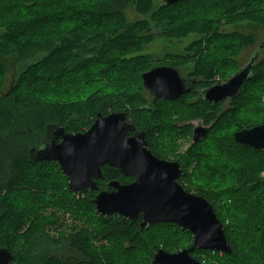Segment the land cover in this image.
Listing matches in <instances>:
<instances>
[{"label":"trees","instance_id":"obj_1","mask_svg":"<svg viewBox=\"0 0 264 264\" xmlns=\"http://www.w3.org/2000/svg\"><path fill=\"white\" fill-rule=\"evenodd\" d=\"M213 1L220 17L198 19L199 8ZM129 4L147 17L130 22L125 13ZM244 20L264 25V0H184L169 6L155 0H0V248L12 251V264H151L160 248L177 252L192 245V233L173 223L141 228V217L132 221L100 215L93 202L98 191L75 194L59 164L31 159L29 151L42 141L48 125L83 133L99 113L118 111H125L128 120L146 132L148 147L158 157L169 158L155 147L168 129L192 136L191 125L179 130L172 120L180 114L183 122L200 119L210 124L208 140L220 132L245 153V159L234 156L205 164L208 177L238 173L224 193L189 187L181 161L179 182L215 207L233 249L232 254L196 250L194 257L206 264H264V151L234 139L237 130L264 122V49L253 77L229 107L196 98L197 89L227 78H215L224 65L232 64L234 73L242 54L261 43L253 34L221 31L223 25ZM156 32L170 37L199 33L187 51L200 79L180 99L150 103L142 74L159 63L177 65L176 58L190 61L177 55L157 62L144 54ZM12 68L13 83L3 92ZM250 86L256 87V96L246 93ZM230 118L233 128L226 134ZM102 170L101 190L111 180H135L114 167ZM223 194L233 200L242 195L241 203L254 207L253 212L225 213L219 205L227 204Z\"/></svg>","mask_w":264,"mask_h":264},{"label":"water","instance_id":"obj_2","mask_svg":"<svg viewBox=\"0 0 264 264\" xmlns=\"http://www.w3.org/2000/svg\"><path fill=\"white\" fill-rule=\"evenodd\" d=\"M184 0H163L167 6ZM264 40L247 51L248 59L239 69L212 86L197 91L199 98L216 104L226 101L229 107L253 77ZM143 87L153 98L177 100L193 91L196 79L182 76L174 66H155L142 74ZM211 126L199 125L193 141L201 142ZM237 143L264 151V122L234 132ZM34 161L56 162L68 178L75 194L98 191L93 202L100 215H120L137 221L140 227L155 223H173L194 237L190 247L177 252L160 248L151 264H206L192 255L196 250L232 254L223 223L215 207L203 196L187 191L179 182L183 170L178 162L160 159L148 147L145 131H139L125 111L108 115L99 113L92 126L83 133H69L57 124L48 125L42 141L29 151ZM117 168L133 177L130 184L111 180L106 189L98 185L105 179L103 167ZM13 253L0 248V264H12Z\"/></svg>","mask_w":264,"mask_h":264},{"label":"rangeland","instance_id":"obj_3","mask_svg":"<svg viewBox=\"0 0 264 264\" xmlns=\"http://www.w3.org/2000/svg\"><path fill=\"white\" fill-rule=\"evenodd\" d=\"M156 4H160L163 2V0H155ZM200 14L202 19L205 18H215L220 17L221 11L219 10V7L217 6V3L214 1L208 4H203L200 8ZM125 13L127 15V18L130 22H135L137 20H141L147 17V15H143L139 13L135 7L134 4H129L126 9ZM199 26H201V22H197ZM197 23L195 22L194 25L197 26ZM243 31L247 34H253L258 42H262L264 40V25L257 23L255 21L250 20H244L238 23L233 24H226L221 27V31L224 33H231L233 31ZM155 39L152 43H150L148 46L145 47L143 53L149 54L154 56L157 62L161 61H167L170 56H183V57H189L190 61L185 62L184 59L176 58L177 66L181 69L184 76L193 75V72H195V62L194 59H192L193 54L187 51L188 45H190L193 41L199 38L198 32H193L190 35L186 37H170L166 35L163 32H156ZM260 44V43H259ZM242 59H244L247 55L242 54ZM175 58V57H174ZM241 59V60H242ZM9 63H11L9 61ZM241 64V63H240ZM226 67V65H224ZM222 70V72L218 75H216V79H220L222 75H226L228 77L233 71L232 64H229L228 67H226ZM13 68L9 71L7 81L5 83V86L3 88V92H7L12 85V81L14 79L13 76ZM254 87H247L246 93H251L252 96H256V92ZM146 97L149 99V95L146 92ZM261 103L264 105V86H263V95H260ZM182 109V108H181ZM181 112V110H180ZM255 112V110H254ZM256 117V114H253ZM182 114L175 115L174 121L177 123V128L180 130L182 129L183 125H191V127H195L202 123L203 120L196 119L191 121L183 122L179 119ZM177 121H176V120ZM173 121V122H174ZM232 118L227 120V124L229 125L226 128V134H230L232 130ZM206 126H209L205 124ZM220 133V132H219ZM219 133L213 134V137L208 140L207 136L201 141L205 144H197L193 142L192 137H184L183 134L179 136V133L176 132L175 129H168L167 134H165L162 138H159L157 144L155 145L156 149L159 152H164L170 159L179 160L184 165L185 170L188 174V180L187 184L192 189L196 190H203V191H213L215 192H221L224 193L226 190H229V188L232 185V182L234 181L235 177L238 175V173L230 174L229 176L226 173H220V174H214L211 177L205 176L204 169L206 163L215 164L222 160H224L227 157H234L237 159H245L247 156L243 151L238 149L236 146L232 145L230 142V139L225 137L224 135H219ZM221 138V139H220ZM208 140V141H207ZM220 143L218 144V141ZM206 142H208L206 144ZM208 145V146H207ZM240 165V164H239ZM243 167V166H241ZM234 168V167H233ZM236 172V171H235ZM198 175V176H197ZM233 176V177H232ZM264 176V172H263ZM208 177V178H207ZM199 178V180H198ZM229 195L223 194L221 195L222 201H225L229 206H226L224 202L221 204V201L219 203L220 207H224L223 210L226 213L228 209L231 211V215L233 216L235 212L238 213H250L253 212L252 210L254 207H250L249 204L241 203L244 200V197L241 196H235V199L229 198ZM237 199V200H236ZM251 214H249L250 216ZM231 220L229 217L226 221V224ZM206 259H209V257H206Z\"/></svg>","mask_w":264,"mask_h":264},{"label":"flooded vegetation","instance_id":"obj_4","mask_svg":"<svg viewBox=\"0 0 264 264\" xmlns=\"http://www.w3.org/2000/svg\"><path fill=\"white\" fill-rule=\"evenodd\" d=\"M190 54V53H189ZM249 57H248V55H246V57L244 58V59H242V63L245 61V60H247ZM161 65H165V66H174V67H177V68H179L177 65H171V64H165V63H159V64H157V65H155V66H161ZM155 66H153V67H155ZM152 67V68H153ZM180 69V68H179ZM149 71V70H148ZM180 71H181V69H180ZM236 72V71H235ZM181 74H182V76L183 77H185V78H187V79H196V83L198 82V80L200 79V78H198L197 76H195L194 74H195V72H193V75H189L188 77L187 76H184L183 75V73H182V71H181ZM195 83V84H196ZM198 90H200V89H197L196 90V98L198 97V93H197V91ZM147 94L149 95V100H150V103H152L154 100H157L158 98H153L152 97V95L150 94V93H148L147 92ZM168 101H171V100H168ZM224 105L226 104V101H221ZM220 103V102H219ZM131 122V121H130ZM132 123V122H131ZM176 125H177V123H176ZM199 125H203V126H206L205 125V122L204 121H202V123L201 124H199ZM199 125H197V126H199ZM197 126H195V127H193L192 128V139H193V133H194V130H195V128L197 127ZM209 126H211V125H209ZM137 127V126H136ZM145 134H146V132H145ZM194 142V141H193ZM195 143V142H194ZM150 149V148H149ZM151 150V149H150ZM160 159H165V160H168V161H171V162H178L179 164H180V166H181V163H180V161L179 160H174V159H170V158H164V157H159ZM182 168V167H181ZM183 170V169H182Z\"/></svg>","mask_w":264,"mask_h":264}]
</instances>
